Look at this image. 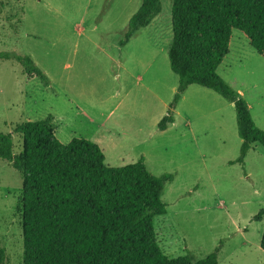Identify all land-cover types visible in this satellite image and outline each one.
<instances>
[{
    "label": "rangeland",
    "instance_id": "obj_1",
    "mask_svg": "<svg viewBox=\"0 0 264 264\" xmlns=\"http://www.w3.org/2000/svg\"><path fill=\"white\" fill-rule=\"evenodd\" d=\"M141 0H0V52L29 55L50 80L43 86L14 59H0V131L13 152L22 145L15 127L52 115L63 143L97 142L105 163L144 158L155 174L172 173L153 219L156 240L169 257L204 258L219 247L217 264H264V148L252 144L235 162L241 138L233 103L191 84L180 95L174 122H158L176 92L170 67V0L130 41L120 40ZM218 74L249 104L264 129V56L232 30ZM234 161V163H231ZM22 179L0 159V242L6 259L22 264ZM259 216V219H255Z\"/></svg>",
    "mask_w": 264,
    "mask_h": 264
},
{
    "label": "trees",
    "instance_id": "obj_2",
    "mask_svg": "<svg viewBox=\"0 0 264 264\" xmlns=\"http://www.w3.org/2000/svg\"><path fill=\"white\" fill-rule=\"evenodd\" d=\"M162 1L141 0L120 44H127L160 14ZM170 14L172 36L166 51L178 82L158 129L174 122L176 104L189 85L213 90L233 103L241 138L235 162L243 165L252 144L264 148V129L217 68L234 29L264 56V0H170ZM0 59H14L25 75L50 85L31 56L0 52ZM14 131L22 137L21 149L14 153L10 134L0 131V159L22 179L17 205L22 264H217L219 247L192 261L189 255L169 257L158 245L153 219L166 213L161 194L172 173H151L142 156L124 165H107L97 142L83 137L60 141L50 114L25 120ZM259 244L264 250V227ZM5 259L0 242V264Z\"/></svg>",
    "mask_w": 264,
    "mask_h": 264
}]
</instances>
